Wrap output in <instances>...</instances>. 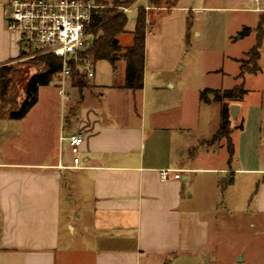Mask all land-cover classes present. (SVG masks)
<instances>
[{
    "label": "crops",
    "instance_id": "crops-1",
    "mask_svg": "<svg viewBox=\"0 0 264 264\" xmlns=\"http://www.w3.org/2000/svg\"><path fill=\"white\" fill-rule=\"evenodd\" d=\"M7 2L0 0V67L23 50L6 30ZM139 8L147 13L142 89L123 88L124 62L113 69L102 59L88 89L68 85L63 115L52 116L47 107L33 123L39 96L19 120L0 109V264L206 263L205 211L215 216V197L234 187L236 174L246 175V189H258L256 209L264 212V109L229 104L239 106L229 127L233 154L219 165L216 150L202 149L205 138L186 137L198 126L202 103L173 75L200 35L201 16L261 18L264 0H177L173 6L136 0L125 12V32H133ZM221 121L210 144L219 140L211 139ZM75 133L83 135L80 168H71L66 139ZM161 169L179 170L180 177L170 172L162 181Z\"/></svg>",
    "mask_w": 264,
    "mask_h": 264
},
{
    "label": "rangeland",
    "instance_id": "rangeland-1",
    "mask_svg": "<svg viewBox=\"0 0 264 264\" xmlns=\"http://www.w3.org/2000/svg\"><path fill=\"white\" fill-rule=\"evenodd\" d=\"M98 5L101 9L111 7V2L106 1V4L98 3ZM128 15L130 20L133 14L129 13ZM201 17L195 28L197 32H200V35L193 36L173 75L182 77L184 88L190 92L191 97L195 96V92L199 96V93L205 88H232L241 83L246 90L242 101H239L242 108L246 110L257 105L264 109V16L260 18L256 13H236L227 16L210 12ZM258 27L262 31L257 62L260 71L256 74L245 72L243 76H239L241 64L243 67H249L252 64V56L248 52L257 42ZM244 31L246 34L241 35ZM118 40L123 46L130 45L132 33L124 32L118 37ZM42 54L22 50L17 59L4 65L9 68L11 73L13 72V75L7 92L9 103L0 100L1 112H4L10 104L21 101L23 91L32 75L45 69L39 62V57ZM230 57H235V59L230 60ZM122 64L121 59L116 61V67ZM73 78L68 79L72 87L75 86ZM59 80L60 77L56 74L49 85L39 88V100L33 123L41 114L42 109L47 107L52 109V116L53 113L54 115L58 113L63 115L65 101L58 94ZM2 83L0 79V88ZM89 85L90 80L83 79L82 84L76 88L88 89ZM147 88L148 91L151 88L149 80ZM163 89H165V85H163ZM67 91H69L68 87L66 94ZM201 103L198 126L195 130H187L185 135L190 141H195L196 137L205 138L206 142L202 149L216 150L214 155L218 156L216 160L219 165L222 162L226 164V158L229 155L226 139H219L211 144L209 142L213 125L218 117L222 118L221 103L213 100ZM224 122L225 119L221 121V123ZM232 122L233 120L230 118L228 127ZM238 123L239 121L236 125ZM52 125L51 121L50 126L52 127ZM237 133L238 131H235L232 135L233 143L238 140ZM210 153L213 152L210 151ZM235 162L236 156L234 155L231 166H236ZM246 179L248 178L245 174H236L234 187L226 192L218 193L215 197V216H210L208 210L205 211V216L210 222V241L206 248L209 252L206 255L208 262L200 261L199 264H264V212L256 209L258 191L255 190L258 189H246Z\"/></svg>",
    "mask_w": 264,
    "mask_h": 264
},
{
    "label": "trees",
    "instance_id": "trees-1",
    "mask_svg": "<svg viewBox=\"0 0 264 264\" xmlns=\"http://www.w3.org/2000/svg\"><path fill=\"white\" fill-rule=\"evenodd\" d=\"M106 1L111 2V7H104L93 10L91 20L86 27V30L92 37V43L88 50L84 53L90 57L94 62L97 60H106L116 68V61L122 60L124 62V83L123 88L133 91L140 90L144 82V53H145V31L147 25V13L144 8L137 10L134 30L132 32V41L128 46H122L119 43L118 37L125 32L127 24V16L122 11V7L131 6L136 0H94L98 3L106 4ZM153 6H160L166 4L169 6L175 5L177 0L163 1V0H148ZM257 42L248 52L252 56L251 66H241L240 76L245 72L256 73L259 69V48L261 45L262 31L258 27ZM39 62L43 64L44 70L42 72L33 74L23 91V98L19 102L10 104L2 113L9 119H22L31 107L36 103L38 96V88L40 86L49 85L54 76L60 71L61 60L57 56L46 53L39 57ZM13 72L9 68H0V79L3 82L0 88V100L9 103L7 99V92L9 83L12 80ZM75 86H80L83 82V77L74 75ZM84 86V85H82ZM246 90L243 85H237L230 89L219 90L205 88L199 94L201 102L208 103L211 100L221 103V119H225L224 123L214 133L212 141L225 138L228 142V152L231 156L233 154V147L229 137L230 128L228 127L229 104L231 102H239L243 99ZM211 94V97H210ZM240 128V127H238Z\"/></svg>",
    "mask_w": 264,
    "mask_h": 264
},
{
    "label": "built area",
    "instance_id": "built-area-1",
    "mask_svg": "<svg viewBox=\"0 0 264 264\" xmlns=\"http://www.w3.org/2000/svg\"><path fill=\"white\" fill-rule=\"evenodd\" d=\"M6 6L9 8L6 30L16 35L23 50L51 53L60 58L58 94L63 99L70 85L68 79L74 75L87 80L94 78L95 62L84 53L92 43L86 27L93 10L99 7L94 0H9ZM121 9L125 13L129 7ZM66 139L73 155L71 168L82 167L78 156L82 133L69 135ZM170 172L174 173L173 178L180 177L179 170L161 169L160 179L167 180Z\"/></svg>",
    "mask_w": 264,
    "mask_h": 264
},
{
    "label": "water",
    "instance_id": "water-1",
    "mask_svg": "<svg viewBox=\"0 0 264 264\" xmlns=\"http://www.w3.org/2000/svg\"><path fill=\"white\" fill-rule=\"evenodd\" d=\"M245 34H246V31L241 33V35H245ZM238 109H239V106L236 103H233V104L229 105V113H230L232 119H236L237 118Z\"/></svg>",
    "mask_w": 264,
    "mask_h": 264
}]
</instances>
